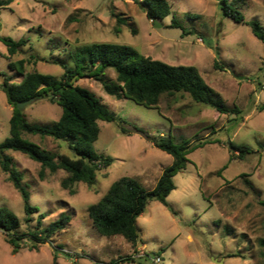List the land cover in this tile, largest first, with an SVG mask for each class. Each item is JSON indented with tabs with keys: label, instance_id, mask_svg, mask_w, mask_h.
I'll return each instance as SVG.
<instances>
[{
	"label": "rangeland",
	"instance_id": "obj_1",
	"mask_svg": "<svg viewBox=\"0 0 264 264\" xmlns=\"http://www.w3.org/2000/svg\"><path fill=\"white\" fill-rule=\"evenodd\" d=\"M136 1L12 0L0 9V37L25 40L21 52L10 60H26V73L36 71L56 78L63 73L56 63L72 65L76 51L95 43L129 46L171 66H194L224 106L240 113L219 114L182 93L162 96L157 109H147L107 95L93 78L73 77V85L90 91L126 122L123 126L128 131L134 125L155 138L171 136L176 145L181 140L204 144L187 156L185 169L173 178L175 189L167 203L174 213L150 201L137 219L135 246L121 236H100L87 208L122 177L152 190L163 169L172 163L171 156L138 133L121 134L118 122L98 121L94 150L113 163L96 173L93 186L77 183L70 194L60 185L67 177L65 172L45 170L41 178L38 163L18 152H7L22 175L30 205L38 212L31 223L23 222L20 194L0 170V207L20 219L18 234L22 237L20 249L12 254L7 237L0 232V264H53L54 256V264H111L126 258L131 260L118 264H154V257L160 258L158 264H264V250L258 246L264 226L260 205L264 201V44L247 25L256 20L264 29V0H228L243 14L242 23L221 15L220 0H167L171 13L159 22L161 27L146 19ZM117 18L129 25L117 26ZM172 20L190 34L182 36L181 29L169 28ZM8 62L0 42V75H11L19 83L20 77L9 70ZM104 78L114 82L115 74L106 70ZM22 112L28 123L49 126L59 119L61 108L38 100ZM11 114L12 107L0 88V144L9 137ZM24 139L52 154L74 157L66 142L32 135ZM228 141L249 146L251 153L230 160ZM39 214L44 215L43 228L62 214L70 222L50 242L32 250L27 235L35 229ZM141 251L145 257L137 258Z\"/></svg>",
	"mask_w": 264,
	"mask_h": 264
},
{
	"label": "trees",
	"instance_id": "obj_2",
	"mask_svg": "<svg viewBox=\"0 0 264 264\" xmlns=\"http://www.w3.org/2000/svg\"><path fill=\"white\" fill-rule=\"evenodd\" d=\"M12 0H0V9L9 6ZM145 17L150 22H160L171 13V6L167 0H137ZM221 15L235 23L244 21L243 14L238 10L234 1L220 0ZM117 26H128L123 19H116ZM252 35L264 44V29L256 20L247 23ZM169 28L186 32L179 24L172 20ZM119 32L118 27L115 29ZM135 33L134 30H132ZM8 55L9 70L20 77L19 83H14L11 75H0L1 90L7 103L12 107L9 120V137L0 144V170L7 175L8 181L18 191L23 202L24 220L28 225L33 220V214L38 212L37 207L29 203V192L23 185L21 173L13 166V161L6 153L9 151L25 155L41 167L40 177L44 171L54 174L63 171L67 174L60 185L70 194H74L72 186L83 183L90 187L96 183V173L100 169L108 168L113 159L95 152L93 144L98 139L99 127L97 122H118L120 133L130 136L138 133L151 143L153 147L165 152L172 157V163L163 169L154 188L146 190L137 180L122 177L108 188L106 194L96 203L87 208V214L93 228L102 237L121 236L126 242L135 246L139 240L138 217L145 211L150 201H157L173 210L167 203V197L175 189L173 178L184 170L188 163L187 156L194 150L201 148L204 143L198 142L191 145L186 140H181L178 145L173 143L172 137L148 135L141 128L132 126L128 131L123 125L125 121L116 117L95 96L79 86L71 83L73 77L93 78L99 82L103 91L116 100L127 99L136 105L147 109H157L162 96H172L176 93L186 94L198 104L214 109L219 114H239L236 108L229 109L224 106L218 94L203 80L194 66H171L159 60H153L138 53L129 46L110 43H95L80 48L74 53L72 65L58 62L63 70L59 78L38 72H25L26 60L12 62L10 58L21 52L25 40L15 41L11 38L0 37ZM214 67L217 68L216 60ZM106 70H112L115 81L109 82L104 78ZM30 99L34 101L47 100L61 108V115L57 121L49 126H38L27 122L22 111L17 109V104ZM24 135L50 137L66 142L74 157L64 154H52L39 145L24 139ZM208 142L205 144H210ZM231 153L230 160L242 159L251 153L247 145H237L227 142ZM247 184H249L247 182ZM250 186V185H249ZM264 207V201L260 202ZM174 213V212H173ZM43 214L36 218V226L27 235L31 249L36 250L38 245L50 242L57 233L64 231L70 222L68 215L62 214L48 227H42ZM21 221L8 208L0 207V232L7 237V243L12 248V254L20 249L22 237L18 232ZM258 246L264 250L263 236L258 240ZM131 259H121L111 264L123 263ZM56 256L53 257V264Z\"/></svg>",
	"mask_w": 264,
	"mask_h": 264
},
{
	"label": "water",
	"instance_id": "obj_3",
	"mask_svg": "<svg viewBox=\"0 0 264 264\" xmlns=\"http://www.w3.org/2000/svg\"><path fill=\"white\" fill-rule=\"evenodd\" d=\"M153 24H154L155 27H161V26H162V25H161L159 22H157V21H156V22H153ZM74 80H75V79L73 78L72 81H71V83H73ZM33 101H34L33 99H30V100H28V101H26V102L19 103V104H17V109H18L19 111H23L24 107L27 106V105H29V104H31Z\"/></svg>",
	"mask_w": 264,
	"mask_h": 264
},
{
	"label": "built area",
	"instance_id": "obj_4",
	"mask_svg": "<svg viewBox=\"0 0 264 264\" xmlns=\"http://www.w3.org/2000/svg\"><path fill=\"white\" fill-rule=\"evenodd\" d=\"M142 257H145V254L141 251V252L138 254L137 258H142ZM151 261H152V263H154V264H158V263H160V258H159V257H154V258L151 259Z\"/></svg>",
	"mask_w": 264,
	"mask_h": 264
},
{
	"label": "crops",
	"instance_id": "obj_5",
	"mask_svg": "<svg viewBox=\"0 0 264 264\" xmlns=\"http://www.w3.org/2000/svg\"><path fill=\"white\" fill-rule=\"evenodd\" d=\"M136 250H139V247H137Z\"/></svg>",
	"mask_w": 264,
	"mask_h": 264
}]
</instances>
